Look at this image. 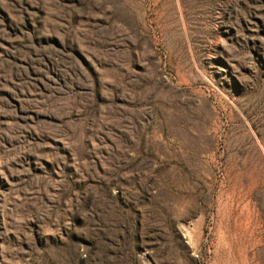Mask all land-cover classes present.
<instances>
[{
  "label": "rangeland",
  "instance_id": "rangeland-1",
  "mask_svg": "<svg viewBox=\"0 0 264 264\" xmlns=\"http://www.w3.org/2000/svg\"><path fill=\"white\" fill-rule=\"evenodd\" d=\"M0 264H264V0H0Z\"/></svg>",
  "mask_w": 264,
  "mask_h": 264
}]
</instances>
